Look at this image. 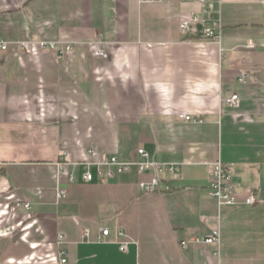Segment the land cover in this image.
Here are the masks:
<instances>
[{
  "label": "crops",
  "instance_id": "0c3cea01",
  "mask_svg": "<svg viewBox=\"0 0 264 264\" xmlns=\"http://www.w3.org/2000/svg\"><path fill=\"white\" fill-rule=\"evenodd\" d=\"M0 38L1 184L37 222L2 226L0 264H264V0H0ZM39 40L73 51H19ZM140 149L175 171L139 174ZM112 157L131 171L100 180ZM218 162L234 206L210 197Z\"/></svg>",
  "mask_w": 264,
  "mask_h": 264
},
{
  "label": "built area",
  "instance_id": "2783aa9c",
  "mask_svg": "<svg viewBox=\"0 0 264 264\" xmlns=\"http://www.w3.org/2000/svg\"><path fill=\"white\" fill-rule=\"evenodd\" d=\"M145 3H151V4H158L165 2L167 0H142ZM197 2L201 5H205L207 3V0H197ZM210 9H213V6H209ZM206 13V11H204ZM192 23H199L201 22V19L198 16H193L191 19ZM190 23L185 22L182 24V31L188 32L190 30ZM217 29H219V25L215 24L214 26ZM214 29H207L206 30V36L211 39L218 38V35ZM250 47H253L252 45ZM19 51L21 54L24 55H33L37 52H43V51H51L56 52L60 57H65L69 53L73 51V47L71 45H65L62 46L59 43L55 42H47L43 40L39 41H23L18 44ZM9 49V44L0 38V52H6ZM102 54V50L98 47L96 50V55L100 56ZM239 82H244V77L239 78ZM228 103L231 106H235L238 103V96L234 95ZM181 120L184 121H191L192 118L189 116L182 115L180 116ZM139 156L141 157V161L136 164V168L139 174H144L148 172L149 170H153L156 173L161 169H168L171 172L175 171V168L173 166H167V165H158L154 162H152L149 158V155L144 149H140L138 151ZM107 164L109 166H113L116 168V172H111L110 174H106L102 171L99 172L98 178L100 180H104L105 178L109 176H115L116 174L121 175L124 173H128L131 171L132 166L130 165H122L119 163L118 159L116 157L109 158L107 160ZM212 182L210 184V197L213 199H216L220 204L228 205V206H234L237 204L236 201V187L233 182L232 173L229 170V168L222 164L221 162H218L213 167V174H212ZM85 181L90 182L93 180V175L88 172L84 175L83 178ZM159 179L155 176L150 182L148 183H140L139 189L142 194H153L159 191ZM65 195V192L59 193L58 197L62 198ZM10 197L9 199H11ZM258 202V199L256 195L253 192H250L245 200V204L248 206H254ZM24 209L25 211L29 212L31 210V206L29 204H20L19 202L16 203V206L12 208V212L17 211L18 209ZM29 224H27L26 231L30 230L34 227V225L37 223L34 221L30 214H27V220ZM23 224H21L22 226ZM28 229V230H27ZM109 231H103L102 235L104 237L108 236ZM87 235V231L84 232V236ZM220 235L218 231L212 232V234L206 238L204 241L207 245H214L219 242ZM64 237L59 236V244H63ZM122 252H127L126 248H121ZM60 263L66 264L67 263V254L65 250H62L60 252Z\"/></svg>",
  "mask_w": 264,
  "mask_h": 264
},
{
  "label": "rangeland",
  "instance_id": "374dc122",
  "mask_svg": "<svg viewBox=\"0 0 264 264\" xmlns=\"http://www.w3.org/2000/svg\"><path fill=\"white\" fill-rule=\"evenodd\" d=\"M11 202L8 191L1 184L0 177V232L2 233V226L9 223L10 226H8V231L21 235V239H26L28 231H26L25 227L29 224V222L26 221L27 213H20V208L12 212V208L16 206V203L10 204ZM21 224L23 225L21 226Z\"/></svg>",
  "mask_w": 264,
  "mask_h": 264
}]
</instances>
